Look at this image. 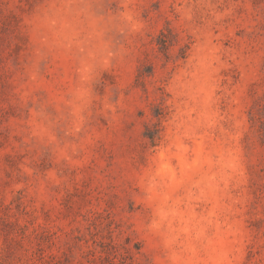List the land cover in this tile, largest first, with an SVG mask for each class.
I'll return each instance as SVG.
<instances>
[{
  "label": "rangeland",
  "instance_id": "obj_1",
  "mask_svg": "<svg viewBox=\"0 0 264 264\" xmlns=\"http://www.w3.org/2000/svg\"><path fill=\"white\" fill-rule=\"evenodd\" d=\"M0 264H264V0H0Z\"/></svg>",
  "mask_w": 264,
  "mask_h": 264
}]
</instances>
